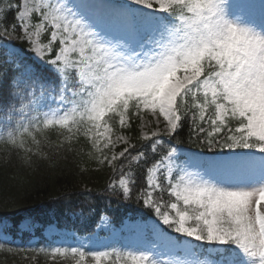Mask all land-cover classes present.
Returning a JSON list of instances; mask_svg holds the SVG:
<instances>
[{
    "label": "snow or ice",
    "instance_id": "obj_1",
    "mask_svg": "<svg viewBox=\"0 0 264 264\" xmlns=\"http://www.w3.org/2000/svg\"><path fill=\"white\" fill-rule=\"evenodd\" d=\"M253 8L234 0H0V49L13 73L0 71L4 151L30 163L52 147L46 130L67 132L68 143L54 149L67 153L83 135L111 170L108 190L142 201L178 234L158 229L142 247L101 251L12 245L2 224L0 248L70 254L75 264H264V0L258 19ZM145 113L155 121L150 132ZM115 118L121 129L139 119L143 142L115 133ZM185 127L199 152L176 146ZM133 165L146 166L135 194Z\"/></svg>",
    "mask_w": 264,
    "mask_h": 264
},
{
    "label": "trees",
    "instance_id": "obj_2",
    "mask_svg": "<svg viewBox=\"0 0 264 264\" xmlns=\"http://www.w3.org/2000/svg\"><path fill=\"white\" fill-rule=\"evenodd\" d=\"M14 44L19 48L25 47L18 41ZM28 59L31 61L30 55ZM6 69L11 77L13 73L10 66L4 64V49H0V71ZM7 98L5 85L0 87V102H6ZM110 124L113 130L125 133L134 142H143L139 140L141 133L135 118L131 128L121 129L118 118L110 121ZM2 131L0 128V132ZM45 135L49 137L52 147L45 148L44 156L33 157L30 163H25L15 154L5 152L0 145V224L8 226L7 231L12 245L59 244V238L63 237L66 238L63 244L74 245L78 239L93 236L99 227L98 235L102 236L115 229H124L128 220L158 221L153 212L143 207L142 201L140 203L135 201L134 196L132 200H124L118 193L113 194L108 190L111 170L96 163L95 157L98 154L92 150L91 142L83 135L79 137V143L76 139L71 141L75 146L71 153L54 150L56 145L68 143L65 140L68 135L66 131L60 134L49 129L45 131ZM178 140L180 141L176 145L178 148L200 151L195 143H189L187 127L181 130ZM119 148L117 147V150ZM89 152L92 153L91 156ZM132 167L138 178L135 194L139 191V179L146 166ZM163 200L164 202L169 200L167 193L164 194ZM162 211L170 210L165 207ZM104 218L108 219L107 229L101 225ZM160 226L138 235L140 247L145 241L156 238L157 230L163 229V226ZM25 227L34 230L22 231ZM50 227H53L52 231H48ZM170 233L178 236L174 232ZM130 243L129 245L135 244L134 241ZM93 246L94 244H88L89 249ZM12 253L15 252H8L6 246L0 248V261L7 264H22L20 260L11 258ZM38 257L39 261L36 264H45L43 259L46 254H39ZM113 260L110 264H113Z\"/></svg>",
    "mask_w": 264,
    "mask_h": 264
},
{
    "label": "rangeland",
    "instance_id": "obj_3",
    "mask_svg": "<svg viewBox=\"0 0 264 264\" xmlns=\"http://www.w3.org/2000/svg\"><path fill=\"white\" fill-rule=\"evenodd\" d=\"M235 1L236 0H234V2ZM237 1L247 2V0H237ZM104 2L107 3V4H110V5H119V4L123 3V0H104ZM261 2H262V0H249L250 5H254V8L252 9V11L254 12V14L257 17V19H258L259 14H260ZM41 39H42V41L44 43H47V41L44 39L43 36L41 37ZM135 120L138 121L137 128L139 129V131L141 133V131H142L141 127H140L141 121L139 119H137V118H135ZM161 121H162V118H161ZM144 122H145V127L143 128L144 132H150L156 126L155 125V121L153 120V118L147 113L144 114ZM161 127H163L162 123H161ZM114 132L117 133V134L123 133V132H117L115 130H114ZM123 134L126 135L125 133H123ZM117 147H122V145H118ZM105 222H107V219L103 220V224L105 226H107L105 224ZM150 223H151L152 226L161 224L158 221H156V222H148L147 224L142 223V224H139V225L130 224L128 222L126 224L125 230H131V231L132 230H137L138 232H143L144 230H146L147 225L150 224ZM52 230H53V227H50L48 229V231H52ZM98 231H99V229H98ZM137 236H138L137 234H135V235H133V234L132 235H126V236H124V238H123L124 241L121 244H120L119 241H117L115 244H107V243H110V241H112L113 238H115V237L119 238L120 237V231H113L109 235H104V236H98V233H97V234L93 235L90 239H88L87 237L85 239H78L77 241L74 242V245L83 244L85 242H89V244H92V243H94V241H97V243L95 244V246H93V248L91 250H101V251H103V250L110 249L111 247H117V248H122V249H134V248H137V247H135L133 245H129L128 244V239L135 240L137 238ZM65 240H66L65 237L59 238V242L58 243H63V242H65ZM25 256H27V258H25ZM33 257H35V259H33ZM11 258L20 260L22 262V264H36L39 261V257L35 253H26L25 254V253L15 252V253L11 254ZM160 258L161 259H169L170 257L168 255H164V256H161ZM113 259H115V258L113 257V258L108 259V260H103L101 262V264H110ZM43 261L45 262V264H75V260L73 259V257L70 254L65 255L64 257L57 256L55 259H52L50 254H46V257H44ZM5 263L6 262L0 261V264H5ZM88 264H94V262L91 261L90 258H89ZM120 264H123V262L121 261Z\"/></svg>",
    "mask_w": 264,
    "mask_h": 264
}]
</instances>
